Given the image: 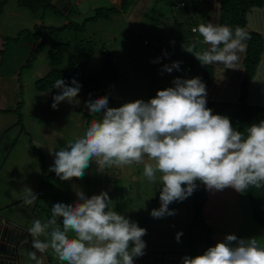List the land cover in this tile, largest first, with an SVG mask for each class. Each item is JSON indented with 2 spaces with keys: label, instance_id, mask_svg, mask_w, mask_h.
Segmentation results:
<instances>
[{
  "label": "clouds",
  "instance_id": "clouds-1",
  "mask_svg": "<svg viewBox=\"0 0 264 264\" xmlns=\"http://www.w3.org/2000/svg\"><path fill=\"white\" fill-rule=\"evenodd\" d=\"M214 6L218 15L219 0H214ZM192 31H198L209 47L193 54L189 46L188 53L202 65L220 63L236 69L249 38L244 29L233 31L227 25L208 22ZM180 63L164 65L163 70L179 71ZM172 84L147 102L137 99L109 107L107 96L88 100L89 114H100L101 119L93 120L82 137L59 151L48 148L54 156L49 171L68 181L82 178L94 159L101 173L105 167L143 163L144 176L160 187V207L151 210L153 218L175 215L169 205L191 196L196 181L210 191L230 187L243 193L250 186L264 187V120L251 124L245 135L233 128L227 116L214 115L206 106V85L199 77H176ZM52 88L59 90L52 96L53 109L64 101L79 103L81 85L77 80L69 86L58 79ZM76 196L72 204H54L47 222H32L28 229L35 249L28 254L31 260L43 264L37 252L49 248L67 264H134V258L144 255L146 229L110 208L107 192L88 197L79 191ZM36 199L28 188L24 203L31 205ZM41 235L48 239L41 241ZM181 235H176L178 242ZM182 264H264V246L254 237L229 234L203 254L183 257Z\"/></svg>",
  "mask_w": 264,
  "mask_h": 264
},
{
  "label": "rangeland",
  "instance_id": "rangeland-1",
  "mask_svg": "<svg viewBox=\"0 0 264 264\" xmlns=\"http://www.w3.org/2000/svg\"><path fill=\"white\" fill-rule=\"evenodd\" d=\"M179 1L122 0L121 3H113L110 0H85L77 5L76 0H71V12L67 15H57L49 10L32 12L19 8L17 0H6L0 14V109H2L0 129L3 131L5 125L8 128L4 133L0 132V165L3 163L1 175L8 176L5 171L6 162L9 169L11 166H14L15 170L22 169V178L20 182L19 179L8 185L6 182L3 188L0 187V196L5 192L15 197L14 187L19 183L23 185L25 181L29 183L33 171L49 176L44 170L46 153L39 144L62 147L63 138L57 132L58 127H54L55 130L46 128L43 130L38 125H32L31 118L37 119L40 123L51 122L55 117L79 120L82 118L89 126L93 120L101 119L100 114H89L86 107L88 100L79 97L78 104H69L74 105V110L61 109L63 115L62 112L57 114L59 112L57 109L52 110L49 105H45L52 100L53 95L38 92L35 89V82L44 77L50 69L47 53L52 45L69 46L64 62L60 66L64 71H68L67 65L70 61L75 64L86 63L89 72H97L101 67V53L109 54L118 71L117 82L108 87L109 107H120L137 99L147 102L156 96L158 90L172 87V81L176 77L182 79L197 77L194 72H189L188 65L200 67L202 64L194 57V48L193 54L188 53L186 49L189 46L193 47L194 39L197 38V42L203 39L199 32L193 36L190 30L198 28L200 24H207L206 16L211 0H187L186 6L177 10L175 5ZM99 10L103 13L112 11L107 19L90 20ZM35 24L57 29L51 39L39 49H37L39 39L18 36L22 31H32ZM63 26L69 28L60 29ZM198 46L202 49L205 47L200 44ZM201 48H198L197 52H201ZM156 55H162L159 62L154 60ZM174 61L181 62L179 71L174 69L168 73L163 70L164 65H171ZM152 64L155 66L154 69L150 67ZM199 78L202 80L201 75ZM16 107H20V110ZM210 109L214 115L227 116L232 122L234 111ZM261 120H264V116L257 123ZM24 126L29 134H24ZM19 133L22 134L20 137L17 136ZM64 133L68 135V142H72L70 140L74 138L73 134L65 131ZM83 134L80 132V137ZM8 141H13L14 145L5 150ZM147 162L149 161L145 158V163ZM154 184L146 179L141 190L151 202L160 204ZM45 187L46 185L41 187L40 180L38 189L43 191ZM199 187H202L205 193L200 213L204 224L212 232L211 237L214 234L224 238L229 234L243 239L254 237L260 246H264V226H259L254 220L249 200L244 192H237L230 187L222 191H210L201 182ZM200 191L196 186L191 196L183 201L173 202L175 215L155 220L156 223H169L167 221L169 219L173 223L175 234L170 230V224L166 225L167 233L171 237L176 238L177 233H182L179 242L176 239L177 244L173 250L176 256L181 255L182 258L185 257L183 252L187 247V228L193 221L192 216L190 220L192 198L196 192L200 194ZM117 196L119 194H114L111 203L120 210ZM11 209L12 212L16 210L14 207ZM167 233L160 245L169 250L172 247ZM193 240L199 238L193 237ZM191 248L193 253L197 250L193 245ZM166 259L171 258L166 256Z\"/></svg>",
  "mask_w": 264,
  "mask_h": 264
},
{
  "label": "crops",
  "instance_id": "crops-1",
  "mask_svg": "<svg viewBox=\"0 0 264 264\" xmlns=\"http://www.w3.org/2000/svg\"><path fill=\"white\" fill-rule=\"evenodd\" d=\"M84 1L85 0H76V4L79 5ZM110 1L113 3H121L122 0ZM53 5L62 15H67L71 12V0H53ZM216 11L217 9L214 6V0H211L206 16L207 23L212 22L213 24H219V21L216 19ZM244 30L246 32H254L263 39V49L262 53L260 54L259 62L256 66L255 75L251 79L245 81V69L243 64L245 53L239 54L241 59L236 64V69L224 68V65L220 63L207 64L206 66L212 69V78L208 84V87L206 88L207 104L238 105L242 99L246 106L264 108V3L262 6L253 9L251 13L248 14ZM190 33H192L191 30ZM197 33L198 31L192 33V35L194 36V34L196 35ZM198 44L205 45V47L202 49L201 46H198ZM208 47L209 45L205 44L203 39H200L198 42L197 38L194 39V53L199 50L198 48H201L202 52ZM156 56L154 57L155 61ZM204 66L205 65L194 67L192 65H188V69L190 70V73L194 72L197 77L199 74V77L201 75L202 78ZM150 67L152 69L155 68L154 64H152ZM52 103L53 101L51 100L47 102V104L45 103V105H49L50 109L56 110L51 107ZM69 104L70 103L67 101L65 103L61 102L57 107V111H59L57 114L62 112L61 115H63V110L61 109L64 108L67 110H74V105ZM16 109L20 110V107H16ZM0 112H2V109H0ZM30 120L32 125H38L43 130H45V128L47 130H55L54 127H58L57 132L63 138L62 147L68 143V135H66L64 131L72 133L74 138L70 141H74L80 137V132L84 133V131L89 126V123L83 121L82 118L79 120L77 118L69 119L55 117L51 120V122L46 121L45 123H40L37 121V119L31 118ZM7 128L5 125V129H3V131L0 129V132L4 133ZM24 134H29L25 126ZM21 135L22 134L19 133L17 136L20 137ZM13 145V141H8L5 144V150L12 148ZM39 145L40 148H44L46 153L45 158L42 152H40L45 158V172L49 175L54 174V172L49 171V168L53 165L54 156L49 154L48 148L55 149L56 151H59L60 148H57L54 145L48 146L45 143H41ZM46 162H50V164L47 165ZM94 163L95 162H92L90 167L85 171V174L82 178L74 177L68 181H62L59 178H56L51 182H47L45 184L46 187L43 191H40V194H38V188L42 175L36 171H33V174L30 176L29 183H26L25 181L23 185H20L19 183V185L14 187V189H16L15 197L13 194L10 195L9 193L6 194L3 192V194L0 196V213L2 214L0 215V264H36V262L31 260L28 255L29 252L35 251V249H33L31 246L33 237L29 235L28 232V229L32 226V222L36 219H40L42 222H47L49 219H51V207L54 204H72L77 200L76 193L79 191H82L85 196L88 197L100 194L101 192H107L111 201L114 194H119L117 198L120 201L119 207L121 212L119 208L113 207L111 202L109 207L114 211L124 215L131 221L136 222L139 227L146 229V235L142 237L146 243L144 255L134 258V264H182L181 255L176 256V252H173L177 244L176 238L173 236L171 237L170 234L167 233V224H170V230L174 232L173 223H171L169 219H167L169 223H156L155 220L158 221L162 218H153L150 215L151 210L158 209L160 204L151 202L147 195L141 190L142 185L147 179L143 174L144 164L134 163L132 165L123 167H105L101 173L97 171L96 163ZM2 169L3 163L0 165L1 188L4 187L6 182L7 185L8 183H12L18 179L20 182V179L22 178V169L15 170L14 166H11L9 169L5 162V171L8 175L7 177L1 175ZM154 187L157 189V197H159V184L155 183ZM28 188H30L37 196V199L31 205L24 203V198ZM134 190H136V192ZM142 199L145 201L143 202ZM172 205V203L169 205L170 210H173ZM12 207L16 209L13 210V212L11 209ZM4 213L7 214L5 215ZM57 223L61 224L62 226V223L59 219L57 220ZM160 223L162 226H160ZM218 229L220 228L218 227ZM166 233L169 236V244L172 247L169 250H166L164 245H160V242L164 240ZM68 235L71 237L74 234L70 232ZM39 239L41 241H46L48 237L41 235ZM224 239V236H217L216 234L212 235L211 246H214V244H216L218 241H223ZM155 242L157 244H155ZM185 251L183 252L184 254ZM41 256L43 257V264H67L65 261H60L51 248H49L44 253L37 252V257L39 258ZM166 256L171 259H166Z\"/></svg>",
  "mask_w": 264,
  "mask_h": 264
},
{
  "label": "trees",
  "instance_id": "trees-1",
  "mask_svg": "<svg viewBox=\"0 0 264 264\" xmlns=\"http://www.w3.org/2000/svg\"><path fill=\"white\" fill-rule=\"evenodd\" d=\"M179 3H183L184 6H186L187 0H180ZM219 3L221 4V7L218 10L216 19L219 21L220 25H227L234 31L236 27L244 29L248 14L251 13L253 9L262 6L264 0H219ZM5 4L6 0H0V14H2ZM17 6L32 12L49 10L53 14H60V12L54 7L53 0H17ZM110 11L112 10L103 13L99 10L90 20H97L99 18L107 19L111 13ZM66 28L68 29L69 26H63L60 29ZM56 30L57 29L55 28L35 24L32 31H22L18 36L22 35L39 39V43L37 44V49H39L51 39ZM247 34L249 38L244 41L247 47L243 60L245 81L251 79L255 75L256 66L263 49V39L261 36L254 32H247ZM68 47L67 44H54L50 47L47 53L50 69L44 77L35 82V89L40 93L55 95L59 91L58 89L52 88L56 80L63 79L66 84L70 86L71 81L75 79L81 85L78 95L79 98L89 100L107 96L108 87L114 85L118 80V71L113 59L108 53L102 52L101 67L97 72H89L86 63L75 64L70 61L67 65L68 71H64L60 69V66L64 62ZM211 78L212 69L205 65L203 67L201 81L206 85V88L208 87ZM206 106L209 108H215L216 111L222 109L234 111L231 124L233 128L245 135L246 129L251 124L257 123V121L264 116V108L246 106L242 99L238 105L206 104ZM56 178L58 177L55 173L50 174L49 176L42 174L41 187H43L47 181H53ZM199 183V181H196V185L201 191L200 194L196 192L192 198L190 220L192 216L193 221L187 228V247L185 256L189 257L203 254L212 243V232L204 224L200 213L205 201V193L202 191L203 186L199 187ZM244 193L249 200L254 220L259 226H264V187L256 188L250 186L244 190ZM38 194H40V189ZM196 229L198 230L195 232ZM193 237H198L199 240L194 241ZM192 245L197 249L194 253L191 252V250H193L191 248Z\"/></svg>",
  "mask_w": 264,
  "mask_h": 264
},
{
  "label": "built area",
  "instance_id": "built-area-1",
  "mask_svg": "<svg viewBox=\"0 0 264 264\" xmlns=\"http://www.w3.org/2000/svg\"><path fill=\"white\" fill-rule=\"evenodd\" d=\"M184 7V4L183 3H177L176 5H175V9H177V10H179V9H181V8H183ZM193 29V28H192ZM192 29H191V32L192 33H195V32H193L192 31ZM162 58V55H157L156 56V61H160V59Z\"/></svg>",
  "mask_w": 264,
  "mask_h": 264
}]
</instances>
